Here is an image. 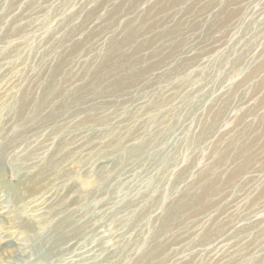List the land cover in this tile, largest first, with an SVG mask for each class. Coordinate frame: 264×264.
<instances>
[{
	"label": "rangeland",
	"instance_id": "obj_1",
	"mask_svg": "<svg viewBox=\"0 0 264 264\" xmlns=\"http://www.w3.org/2000/svg\"><path fill=\"white\" fill-rule=\"evenodd\" d=\"M10 236L4 264H264V0H0Z\"/></svg>",
	"mask_w": 264,
	"mask_h": 264
},
{
	"label": "bare ground",
	"instance_id": "obj_2",
	"mask_svg": "<svg viewBox=\"0 0 264 264\" xmlns=\"http://www.w3.org/2000/svg\"><path fill=\"white\" fill-rule=\"evenodd\" d=\"M80 239V238H79ZM5 241H7V243H8V246H4V247H2L1 249H0V256H7V254H10L11 253V251H13L12 249H10L11 247H13L12 246V244H14L15 242H13L14 241V239H12V237L10 236V238L8 239V240H5ZM9 243L11 244V245H9ZM16 244V243H15ZM24 244V243H23ZM22 243H20V245H23ZM17 245V244H16ZM16 251V250H15ZM14 253V252H13ZM12 253V254H13ZM84 260V259H83ZM6 262V260L4 261V260H0V263L1 264H4ZM7 263V262H6ZM78 263V262H77ZM99 263V262H98ZM74 264V263H73Z\"/></svg>",
	"mask_w": 264,
	"mask_h": 264
}]
</instances>
